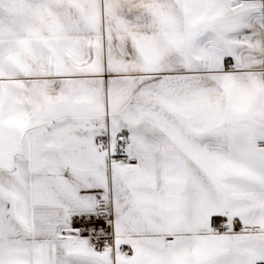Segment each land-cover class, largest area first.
Returning <instances> with one entry per match:
<instances>
[{"label": "snow or ice", "instance_id": "1", "mask_svg": "<svg viewBox=\"0 0 264 264\" xmlns=\"http://www.w3.org/2000/svg\"><path fill=\"white\" fill-rule=\"evenodd\" d=\"M0 264H264V0H0Z\"/></svg>", "mask_w": 264, "mask_h": 264}]
</instances>
